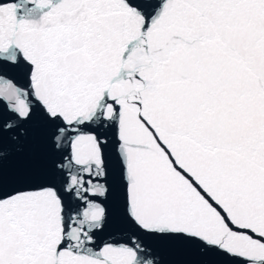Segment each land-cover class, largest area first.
<instances>
[{
	"label": "snow or ice",
	"instance_id": "1",
	"mask_svg": "<svg viewBox=\"0 0 264 264\" xmlns=\"http://www.w3.org/2000/svg\"><path fill=\"white\" fill-rule=\"evenodd\" d=\"M0 264H264V0H0Z\"/></svg>",
	"mask_w": 264,
	"mask_h": 264
}]
</instances>
